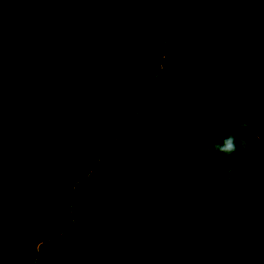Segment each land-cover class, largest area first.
I'll use <instances>...</instances> for the list:
<instances>
[{"label":"trees","instance_id":"16d2710c","mask_svg":"<svg viewBox=\"0 0 264 264\" xmlns=\"http://www.w3.org/2000/svg\"><path fill=\"white\" fill-rule=\"evenodd\" d=\"M0 264H264V0H0Z\"/></svg>","mask_w":264,"mask_h":264},{"label":"clouds","instance_id":"9594fccd","mask_svg":"<svg viewBox=\"0 0 264 264\" xmlns=\"http://www.w3.org/2000/svg\"><path fill=\"white\" fill-rule=\"evenodd\" d=\"M246 146V142L241 139L240 147L243 148ZM212 149L216 152L222 153L225 156H229L237 151L236 148V138L233 135H228L222 143L215 144L212 146Z\"/></svg>","mask_w":264,"mask_h":264}]
</instances>
